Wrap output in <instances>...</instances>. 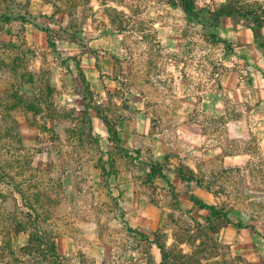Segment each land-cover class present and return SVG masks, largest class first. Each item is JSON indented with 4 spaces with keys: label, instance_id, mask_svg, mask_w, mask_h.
<instances>
[{
    "label": "rangeland",
    "instance_id": "374dc122",
    "mask_svg": "<svg viewBox=\"0 0 264 264\" xmlns=\"http://www.w3.org/2000/svg\"><path fill=\"white\" fill-rule=\"evenodd\" d=\"M182 1L0 0V264H264V155L203 102L244 56Z\"/></svg>",
    "mask_w": 264,
    "mask_h": 264
},
{
    "label": "crops",
    "instance_id": "0c3cea01",
    "mask_svg": "<svg viewBox=\"0 0 264 264\" xmlns=\"http://www.w3.org/2000/svg\"><path fill=\"white\" fill-rule=\"evenodd\" d=\"M193 2L199 8H209L212 11L206 16L205 22L215 23L213 28L216 33L232 43V53L244 56L242 71L248 75L247 78L239 79V76L234 75L232 81H223L217 91L204 94L203 102L204 108L209 111L214 108L215 103H219L223 108L221 102L229 100L234 111L238 112L233 116L231 126L239 129L238 135L243 140L247 139L248 143L242 146L236 143L231 148L232 156L229 161L235 167L249 163L251 165L249 152L256 149L264 155V25L259 28L255 26L256 22L264 24V0H248L249 4L246 6L239 0ZM165 7L170 8V4ZM229 12L231 14L225 15ZM169 19L168 16L167 21ZM186 19L183 15L179 21L187 22Z\"/></svg>",
    "mask_w": 264,
    "mask_h": 264
},
{
    "label": "trees",
    "instance_id": "16d2710c",
    "mask_svg": "<svg viewBox=\"0 0 264 264\" xmlns=\"http://www.w3.org/2000/svg\"><path fill=\"white\" fill-rule=\"evenodd\" d=\"M182 3H183V5H182L183 9H184L185 13L187 14V16L191 17L192 19H194L195 21H197L199 23H205V22H200V19L198 18V16L194 12H192L194 10V2L192 0H183ZM222 13H225V12H222ZM229 14H231V12H229L228 14H225V15H229ZM20 19H21V21L23 23H28V21L25 18H20ZM262 25H264V24L263 23L260 24L258 22L255 23V26L257 28L261 27ZM35 27L39 28L42 32H44L46 34L47 38H48V36L50 34V31L47 28H41V27H39L37 25ZM255 38H256V35H255ZM78 72H79L80 81H81L82 85L84 86V89H85V92H86V97H88V96L91 95V93L89 91V88H88L87 82L85 80L84 74L82 73V71L79 68H78ZM88 109H93V108H91V106H88V104L85 105V112L83 113L84 115H87ZM103 121H105V123L107 125V133L109 135V139L112 140L113 142L117 143L118 142V138H117L116 133L111 129L110 124L108 123V121L106 119H103ZM179 173H180L179 176L182 179H187V180H192L193 179L192 176L186 177L184 174H182L181 170H180ZM192 201H193V203H195V205H198L200 208L207 209L211 213V216H213V217L222 216L221 218L225 219L227 224H229V223L231 224V221L226 216V214H221L220 212H217V210L213 206H208L206 204H202L195 197H192ZM218 231H219L218 229L214 230V232H218ZM16 232L18 233L19 231L17 230ZM39 238L40 237L38 236V234L35 233L33 235V238L30 241H32L34 239L36 240V239H39ZM158 247H159V250H160V253H161V256H162V262L161 263L164 264V260L166 259L167 254H168L169 251L167 250V248L165 247L164 244H159ZM192 256L193 255H182V259L189 260V259L192 258Z\"/></svg>",
    "mask_w": 264,
    "mask_h": 264
}]
</instances>
